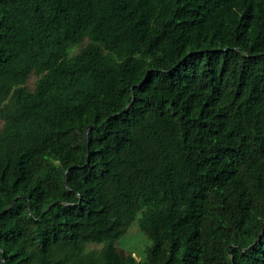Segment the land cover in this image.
Here are the masks:
<instances>
[{
    "label": "trees",
    "instance_id": "obj_1",
    "mask_svg": "<svg viewBox=\"0 0 264 264\" xmlns=\"http://www.w3.org/2000/svg\"><path fill=\"white\" fill-rule=\"evenodd\" d=\"M0 118V264H264V0H0Z\"/></svg>",
    "mask_w": 264,
    "mask_h": 264
},
{
    "label": "rangeland",
    "instance_id": "obj_2",
    "mask_svg": "<svg viewBox=\"0 0 264 264\" xmlns=\"http://www.w3.org/2000/svg\"><path fill=\"white\" fill-rule=\"evenodd\" d=\"M78 51V50H77ZM36 77L31 76L28 81L27 87L31 90L35 88ZM4 125L3 120L0 118V130ZM211 219L210 215H206L205 220ZM151 245V239L149 236L143 232L138 222H134L129 228L125 230L124 236L118 242L119 250L124 253H133V256L137 258L138 261H143L146 257L147 249ZM102 246L86 243L85 251L83 254V258L89 259L95 252L99 251ZM58 254L55 253L54 257H57Z\"/></svg>",
    "mask_w": 264,
    "mask_h": 264
},
{
    "label": "water",
    "instance_id": "obj_3",
    "mask_svg": "<svg viewBox=\"0 0 264 264\" xmlns=\"http://www.w3.org/2000/svg\"><path fill=\"white\" fill-rule=\"evenodd\" d=\"M18 199V198H17ZM17 199L11 204V206H10V208L13 206V204L17 201ZM3 259H4V257H3Z\"/></svg>",
    "mask_w": 264,
    "mask_h": 264
}]
</instances>
